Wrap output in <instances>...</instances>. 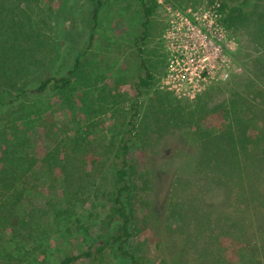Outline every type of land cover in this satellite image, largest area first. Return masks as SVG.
<instances>
[{"label":"rangeland","instance_id":"1","mask_svg":"<svg viewBox=\"0 0 264 264\" xmlns=\"http://www.w3.org/2000/svg\"><path fill=\"white\" fill-rule=\"evenodd\" d=\"M71 1L39 0L70 31L65 41L55 39L36 21L41 79L56 76L62 60L61 75L73 69L64 55L68 44L82 58L69 92L39 101L29 120L18 123L16 135L30 138L31 157L29 172L20 173L25 199L14 220L1 222L0 264H61L105 243L115 194L112 159L143 60L153 79L139 99L141 137L132 158L143 198L135 200L139 232L128 248L140 244L144 264H264V162L241 152L248 168L238 178L222 167L227 156H211L230 142L221 135L236 114L241 131L263 136L264 73L251 67L257 49L225 26L220 2L180 0L174 7L156 0L140 53L143 21L135 0H102L92 42L75 24ZM85 24L91 27L89 17ZM7 124L0 121V137L15 142ZM256 140L247 152L262 150ZM77 264L131 263L114 247Z\"/></svg>","mask_w":264,"mask_h":264},{"label":"trees","instance_id":"2","mask_svg":"<svg viewBox=\"0 0 264 264\" xmlns=\"http://www.w3.org/2000/svg\"><path fill=\"white\" fill-rule=\"evenodd\" d=\"M142 16L141 37L138 39L139 48L148 36L152 16L154 14V5L156 0H135ZM170 6L176 7L180 0H164ZM214 4L220 2L221 14L224 17L225 26L236 33H240L248 42L257 49L258 56L251 62L252 69L257 74L264 73V0H240L235 6H230V0H208ZM73 7L78 11L75 24L79 26L82 32H88L89 39L92 42L94 30L103 8L102 0H72ZM245 3V5H243ZM25 4L24 7L21 5ZM81 4L87 5L88 10ZM243 6H245L243 8ZM84 9H83V8ZM86 13V15H85ZM89 17L91 27L85 24L86 18ZM56 19V20H55ZM39 20L41 27H48L51 35L55 39L66 40L68 30L60 17H57V10L54 7H47L42 10L39 8V0H0V121H7V129L15 134V142L6 139L5 134L0 137V235L2 237V220L9 222L14 220L15 211L24 201L25 189L20 185V173L29 172L27 160L31 157L27 153L28 145L31 144L30 138L22 139L17 136L18 123L29 120L34 114L35 104L39 101L49 100L53 97L64 95L69 92L72 84V77L80 66L82 56L70 48L68 44L65 48L66 57H70L74 63L73 69L67 70L61 75L63 60L58 66V74L41 79L42 68L37 60L40 58L36 55L34 48L37 46L39 39L40 25L36 23ZM56 24H53V21ZM37 24V25H36ZM88 28V30H87ZM67 42H70L67 41ZM143 52L141 48L138 49ZM32 64V66H31ZM68 66V65H66ZM61 67V68H60ZM141 68L144 76L139 77L136 84L137 95L130 104V120L125 131L122 132L117 148L112 159L113 181L115 194L112 198V215L110 221L104 229L105 243L99 247L90 246L80 254L67 256L61 264H77L81 261H89L96 255H101L105 251L116 248L123 259L128 260L131 264H144V259L140 256V244L128 248L129 242L138 235L139 228L135 224L134 206L137 197H140L136 179V167L132 158L133 149L137 146V139L141 137V131L138 128V117L140 103L139 99L143 96V90L148 88L152 81L150 70L143 60ZM41 72V73H40ZM57 72V71H56ZM26 101V103H24ZM46 101V102H47ZM28 103V104H27ZM29 108L27 109V106ZM233 104V111L235 112ZM239 115L236 114L228 124L229 131H225L221 136L227 138L230 142L221 147L220 144L214 147L216 151L211 155L227 156L223 168H232L237 172L238 178L245 169L247 163L241 162L240 153L251 154L258 157L260 162H264V133L262 138L256 140L254 136L249 135L245 130L241 131L238 126ZM36 121V120H34ZM30 121L29 124H33ZM5 133V132H4ZM206 135V134H205ZM256 140L262 147V150L247 152V148ZM255 143V142H254ZM253 143V144H254ZM204 151L210 154L208 145H204ZM53 155H59L57 151ZM56 159V158H54ZM53 160V159H52ZM48 162V161H47ZM61 162V169L63 167ZM53 165H48L51 169ZM217 167L221 164L217 163ZM30 168V167H29ZM45 167L41 164V170ZM37 172L39 168L37 167ZM70 182H77L75 178L68 174ZM143 198V197H140ZM174 206V205H173ZM175 211L174 210L172 212ZM234 229L238 225L233 226ZM1 243V242H0ZM92 247V248H91Z\"/></svg>","mask_w":264,"mask_h":264}]
</instances>
